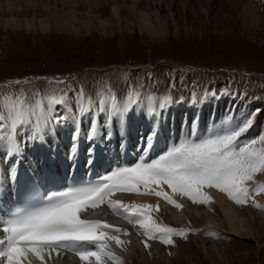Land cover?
Masks as SVG:
<instances>
[{"label":"rangeland","instance_id":"1","mask_svg":"<svg viewBox=\"0 0 264 264\" xmlns=\"http://www.w3.org/2000/svg\"><path fill=\"white\" fill-rule=\"evenodd\" d=\"M207 2L192 0L187 10L176 3L172 16L162 8L167 32L161 40L131 22L118 24L110 10L101 14L113 22L107 33L93 29L73 35L52 30L42 35L0 29V109L6 112L13 105L30 109L39 102L47 110L50 98L64 100L66 107L52 106L53 115L65 117L74 127L79 123V103L90 95L88 106L94 108L92 101L101 91L99 102L115 98L123 104L135 99L138 106L132 111H145L150 101L158 109L164 101L166 109L158 117L162 122L157 123L165 125L168 116L177 118L198 128L201 137L214 124L234 123L251 114L250 129L257 131L250 139L257 140L255 147H264L259 142L264 137V0L257 1L263 16L259 27L244 23L227 0ZM65 79L69 82L60 84ZM83 125L89 126L86 119ZM262 175L257 173L246 183L257 198L264 197V190L253 191L264 189L263 185L255 187ZM206 203L195 206L202 211ZM244 204L240 209L253 221L250 226L256 235L250 239L204 227L201 217L176 224L168 213L158 218L157 202L152 207L143 205L150 217L158 219L156 225L181 233L170 237L171 244L165 243L167 233H153L158 238L145 236L150 264H165V254L174 264H264V222L254 211L264 210V205ZM210 206L218 217L213 200ZM204 241L214 242L216 250L205 251Z\"/></svg>","mask_w":264,"mask_h":264},{"label":"snow or ice","instance_id":"2","mask_svg":"<svg viewBox=\"0 0 264 264\" xmlns=\"http://www.w3.org/2000/svg\"><path fill=\"white\" fill-rule=\"evenodd\" d=\"M53 105L66 107L67 102L50 98L47 110L37 102L26 110L13 105L6 112L0 111V148L7 157H15L9 166V185L6 189L9 193L18 187L17 166L24 158L21 145L27 142L43 144L47 136L55 134L52 125H59L62 117L53 115ZM133 106H138V101L133 98L123 104L115 98L110 101L101 99L95 108L79 103L81 123L86 119L89 125L85 137L90 144L87 164L91 165L95 159V145L92 142L100 135V127L115 119L123 131ZM167 106H170V99ZM165 109L164 101L159 103L158 109L150 101L147 115L158 119L159 113ZM101 115L102 121L99 120ZM252 124L251 114L234 123L225 120L219 126L214 124L205 136L195 138L196 134L192 132L190 137L173 144L158 158L145 160L157 136L153 128L147 137L144 155L133 165L117 167L94 182L52 190L46 194L39 191L33 177H22L19 194L25 198V206L10 210V214H0V228L6 234L0 238V264H23L30 254L42 260V249L60 247L73 248L81 260L95 257L99 264L101 251L94 250L96 246L99 245L101 250L106 246L104 237L115 239L118 244L123 243L116 235L122 230L116 228L110 234L106 231L111 227L109 224L82 219L81 213L105 202L115 212L123 210V213H128L129 206L109 199L116 192L139 193L143 188L144 194L154 192L157 197H163L169 204L180 208L181 205L171 196L162 190H154L152 186L167 185L174 192L182 193L198 203H205L209 199L201 192L202 188L215 187L227 193L236 203H246L252 194L246 186L247 181L257 173L264 174V147H255L256 139L244 138V133ZM79 131L78 127L73 128V143L69 149L73 167L77 159ZM111 135V132H107L104 139L110 140ZM259 142L264 144V137ZM29 163L33 162L29 160ZM261 190L264 189L256 188L253 191ZM4 191L0 186V194ZM132 215L137 218L134 223L144 229L142 234L150 238H158L153 233H167L169 238L165 243L171 244L172 235H181L172 228L156 225L147 211L133 209ZM103 254L111 256L110 253Z\"/></svg>","mask_w":264,"mask_h":264},{"label":"bare ground","instance_id":"3","mask_svg":"<svg viewBox=\"0 0 264 264\" xmlns=\"http://www.w3.org/2000/svg\"><path fill=\"white\" fill-rule=\"evenodd\" d=\"M191 1L0 0V29L16 32L26 31L27 33L34 32L42 35H47L52 30H65L73 35H77L82 30L90 33L93 29L107 33L113 22L111 19H107V17L105 19L102 16L110 10L112 17L115 18L113 20L118 24L124 21L126 23L131 22V25L138 27L140 31L154 35L161 40L167 32V25L163 23L161 9H169L168 11L172 16L174 15L172 12L176 3L181 4L182 8L187 10ZM227 1L238 11L244 23L250 27H259L263 22V16L259 11L260 3L257 2L259 0ZM210 2L212 0H208L207 4ZM199 3L202 5L200 1ZM123 7L125 8L123 9ZM78 128L80 129L78 151L74 167L69 159V149L73 143V128L64 121L55 127L53 136L46 137V143L27 142L21 145L24 158L17 166V169L25 167L28 171L36 174L42 180V184L45 183L48 187L60 186L68 173L67 168L70 170V168L78 167L82 160L86 161L89 159L87 148L90 144L85 138L88 127L80 125ZM153 128L156 129L157 136L151 148L148 149L145 160L158 158L170 146L179 143L186 137H190L193 132L191 124H186L180 119L176 118L173 120L168 117L164 125L154 121L147 113L144 114L141 109H135L131 112L130 119L127 121L123 131H121L118 122L115 120L108 127H100V135L92 142L95 145V159H93V162L95 161L101 167L104 174H110L117 167L133 165L144 155L147 137ZM256 131L255 128H252L245 136L250 139L255 135ZM107 132L112 134L110 140L104 139ZM195 134V138L201 137L197 131H195ZM14 160L15 157H7L2 148H0V186L5 189L2 193L3 195L6 194V189L9 185V166L13 164ZM29 160L33 163L30 164ZM258 185L264 186V175L260 176V179L255 182V187ZM152 188L167 193L181 207L176 208L163 197H157L154 192L144 194L145 190L141 188L139 193L116 192L109 197V199L120 201L124 205L129 206L130 211L128 213H123V210L115 212L105 202L88 214L93 218L102 217L106 211H109L112 217L106 223L111 227L106 231L111 234L113 229L119 228L122 230L116 235L123 243L118 244L115 239L104 237L106 246L102 250L99 249V245L96 246L94 250L101 251L99 264H150L147 253L148 245L145 241L146 235L142 234L144 229L139 224L134 223L137 218L132 215V210L142 209L145 211L143 205L146 204L152 207L154 202H157L159 206L158 218L161 215L165 216L164 213H168L167 215H170V217H167L173 222L183 224L186 221H197V218L201 217L203 218L204 227L221 229L233 237L239 236L250 239L256 236H254L253 229L250 226L253 221L248 220L249 218L240 209L243 204L236 203L227 193L221 192L218 188H202V192L209 194L211 197V199L207 200V203L205 202L206 206H204V210L201 209L202 211H200L199 206H195L197 202H194L188 196L184 198L182 193L174 192L167 185H160L159 187L153 185ZM211 200L214 201V204L219 209L220 214L218 217L211 210ZM249 204L254 206L264 205V197L260 196L257 198L252 193L247 201V205ZM252 211H250L251 217L254 216ZM254 211L261 216V220L264 222V210L255 209ZM157 220V218L151 217L152 222L156 223ZM4 236L5 233L0 228V238ZM202 246L205 251L216 250L214 242L208 245L204 241ZM41 252L42 260L30 254L23 260V264H97L95 257L81 260L79 254L73 248H44ZM103 253H110L111 256ZM112 257H115V259ZM164 260L165 264H174L172 258L166 254Z\"/></svg>","mask_w":264,"mask_h":264}]
</instances>
